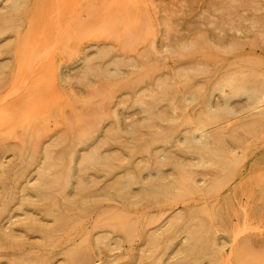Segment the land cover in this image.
<instances>
[{
	"label": "rangeland",
	"instance_id": "1",
	"mask_svg": "<svg viewBox=\"0 0 264 264\" xmlns=\"http://www.w3.org/2000/svg\"><path fill=\"white\" fill-rule=\"evenodd\" d=\"M0 9V186L58 180L0 264H264V0ZM88 132L100 158L57 153Z\"/></svg>",
	"mask_w": 264,
	"mask_h": 264
},
{
	"label": "bare ground",
	"instance_id": "2",
	"mask_svg": "<svg viewBox=\"0 0 264 264\" xmlns=\"http://www.w3.org/2000/svg\"><path fill=\"white\" fill-rule=\"evenodd\" d=\"M14 6H16V5H14ZM11 18L10 17H8V12L7 11H5V10H1L0 9V36H2L4 33H6L7 32V30H13V26L10 24L11 23ZM8 38H10V36H4V37H2V38H0V42L2 41V40H6V39H8ZM107 52H109V51H106V53ZM0 53H2V50L0 49ZM115 60H117V58H114ZM113 59V60H114ZM114 60V61H115ZM121 60V59H120ZM119 60V58H118V60H117V64H118V61H120ZM115 63V62H114ZM101 66H96L97 68H96V70L97 69H99L98 67H100V71H99V75H101L102 73H105V70L107 69H105V65H104V63H101L100 64ZM2 67V66H1ZM115 68V67H114ZM111 69V71H112V73H114L113 75H116L117 74V70H115V69ZM87 70H85V72H84V75L83 76H85V74L87 75V73H91V70H94L93 69V66H92V64H91V66H88L87 68H86ZM90 70V71H89ZM109 70V69H108ZM114 70V71H113ZM110 70L108 71V72H111ZM115 71H116V73H115ZM89 73V74H90ZM111 73V74H112ZM96 74V73H95ZM254 88H256V86L254 87ZM257 89V88H256ZM255 90V89H254ZM255 92H257V91H255ZM257 94V93H256ZM255 94V95H256ZM209 100H210V98H209ZM208 102H210V101H208ZM211 103V102H210ZM209 103V104H210ZM250 105H252V104H250ZM105 136V135H104ZM106 137V136H105ZM66 139V138H65ZM66 141H67V139H66ZM94 141V139H92V134H91V132H88V133H86V134H84V135H82L79 139H78V145L77 144H75V145H73L72 143H70L68 146H67V148H68V150H69V153L67 154L65 151L64 152H62V150H59V151H57V153H59V154H61L62 156H65V155H69V156H74V157H80V158H84L85 156H86V154H85V152H88V150L90 149V148H93V149H91L89 152H88V154L89 155H91V156H94V158L95 159H97V158H100L102 155H101V153H103V152H101L100 153V151H99V145L97 144V143H95V142H93ZM99 141H101V139L99 140ZM105 142V141H104ZM33 147L35 148L33 151L34 152H39L40 151V149H39V147L38 146H32L31 147V149H33ZM1 148H2V146H1ZM3 149V148H2ZM99 151V152H98ZM1 163V162H0ZM2 164V163H1ZM1 164H0V166H1ZM13 171H14V169L12 170V172L11 173H13ZM30 171H31V169L29 168V166L28 165H24L23 166V168H21V169H17V171H15V173L14 174H12V175H10L11 177H12V179L14 180V185H12L13 187L11 188L10 187V189H6L4 186L6 185V184H4V182H6V181H4L3 183H2V189L4 190V192H7V193H5V195H6V197H3L2 199H1V201H0V225L2 224L1 222H4V220H7L8 222H6L8 225H11L10 227L12 228H14V227H18V226H20L21 225V223L19 222V220L20 219H18V218H16V216L14 215L13 216V209L16 207V204H18V203H20V204H39V202H43L45 199H47L48 198V194L47 193H45L46 191H47V189L48 188H50L53 184H55V182H57L58 180L57 179H55V178H53V179H50L49 181H47L46 179H45V177L44 176H42L41 178H39V180H38V182L34 185V186H29L28 187V180H27V176L30 174ZM9 172V173H10ZM3 173V172H2ZM8 173V172H7ZM7 173L5 172L4 173V176L2 175V176H0V177H5V176H8L9 175V173H8V175H7ZM0 180H7L6 178L4 179H0ZM10 182H12L11 180H10ZM7 183V182H6ZM65 183V182H64ZM73 184V186H72V189L71 190H74V191H76V192H78V193H80L79 191H78V188H80V187H84V185L82 184V180L81 179H79V182H76V183H72ZM0 185H1V182H0ZM9 185H11V184H9ZM66 185V184H65ZM64 185V187H66ZM105 187H106V185H105ZM85 192H87V193H90L89 192V190H87V191H85ZM81 194V193H80ZM4 195V196H5ZM19 195H20V197H19ZM76 193L75 192H70V196H71V198L72 199H77V197H76ZM86 197H91L90 195H85ZM108 198V197H107ZM43 204H48V203H43ZM13 206H14V208H13ZM24 218H23V220L21 219L20 221H24V220H27L28 221V223H30V225L31 226H35L33 223H35V221H38V226L40 225V223H39V221L41 222V220H38V217H36V216H32L31 214H29L28 212H26V213H24ZM14 218H16V219H14ZM37 219V220H36ZM33 222V223H32ZM5 223V224H6ZM24 223V222H23ZM7 225V226H8ZM24 225H26L25 223H24ZM23 224H22V226H24ZM37 225V224H36ZM42 225V224H41ZM6 226V227H7ZM2 227H3V224H2V226H0V229H2ZM5 227V228H6ZM9 226L7 227V229L8 228H10ZM26 227V226H25ZM24 227V231H28L29 230V228H25ZM42 227V226H41ZM40 227V228H41ZM32 228H35V227H31L30 228V230L29 231H32L33 232V230H31ZM40 228H39V230H40ZM6 229V230H7ZM20 229V228H19ZM6 230H4V228H3V230L1 231L0 230V240L1 241H3V242H6V240L7 239H9V236L10 237H12L13 236V238H15L16 236V238H15V241H17L16 239L19 237V234L15 231V233H13L12 235L10 234L8 237H6V235H8L6 232H8V231H10L9 229H8V231H6ZM12 230V229H11ZM38 230V231H39ZM34 231H37V230H34ZM12 232H14V231H11L10 233H12ZM22 233V232H21ZM16 234H18V235H15ZM15 236V237H14ZM19 239V238H18ZM10 240V239H9ZM11 241H12V239H11ZM19 241V240H18ZM9 243H10V241H8ZM7 242V243H8ZM8 243V244H9ZM16 243L14 242V245H15ZM9 245H11V243L9 244ZM45 262H42L41 264H44ZM16 264H28V263H26L25 261H24V259H21V260H19V261H17L16 262Z\"/></svg>",
	"mask_w": 264,
	"mask_h": 264
}]
</instances>
